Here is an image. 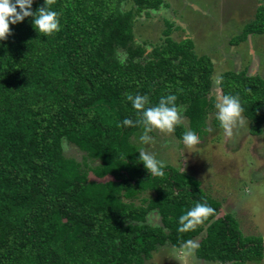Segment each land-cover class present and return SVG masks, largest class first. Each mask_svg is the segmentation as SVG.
Returning <instances> with one entry per match:
<instances>
[{
    "label": "trees",
    "instance_id": "1",
    "mask_svg": "<svg viewBox=\"0 0 264 264\" xmlns=\"http://www.w3.org/2000/svg\"><path fill=\"white\" fill-rule=\"evenodd\" d=\"M136 11L156 10L162 0H56L60 30L51 35L33 27V17L10 24L0 40V264H143L156 246L175 248L196 236L195 256L221 264L257 263L264 240L243 235L230 213L199 182L166 165L163 177L149 174L130 136L142 126L126 94L147 95L156 105L174 94L183 106L187 130L198 136L214 97L209 95L211 60L195 55L188 37L148 52L135 44ZM44 0H33L35 12ZM19 10V9H18ZM264 33V8L231 42ZM121 48L126 56H115ZM145 54L140 62L136 58ZM220 92L240 98L242 116L259 134L264 123V79L244 70H225ZM213 122L220 126L214 117ZM185 128L174 136L182 141ZM61 141L83 152L76 162L61 152ZM96 160L93 166L85 160ZM87 168V170H85ZM109 174L98 183L87 178ZM152 195L132 200L144 192ZM197 202L215 213L194 231L180 233L179 216ZM155 210L158 224L145 222Z\"/></svg>",
    "mask_w": 264,
    "mask_h": 264
},
{
    "label": "rangeland",
    "instance_id": "2",
    "mask_svg": "<svg viewBox=\"0 0 264 264\" xmlns=\"http://www.w3.org/2000/svg\"><path fill=\"white\" fill-rule=\"evenodd\" d=\"M258 7L264 8V0H162L158 9L147 13L136 11L129 1L121 5L124 10H135L133 41L143 46L145 52L163 44L164 31L168 29L173 41L190 38L194 54L208 56L213 66L209 95L214 97V102L205 116L199 144L189 149L173 133L154 130L149 134L153 142L145 145L140 141L143 128L130 136L131 143L138 152L143 148L165 165L196 179L202 191L220 203L218 216L230 213L243 235H259L264 240V123L259 125L260 133L253 134L249 131L251 123L244 118L245 123L234 130L233 137L227 138L223 129L213 122L214 104L220 92L215 81L221 72L244 70L247 75L264 79V33L248 34L245 40L231 42L254 19ZM115 56L123 62L126 54L116 48ZM146 58L143 54L136 60L143 62ZM179 108L183 111V106ZM182 111L181 125L187 131V119ZM60 146L65 157L76 162L83 160L84 153L71 143L61 141ZM95 161L85 160L81 166H93ZM151 195L144 191L132 202L137 204ZM145 222L158 224L155 210L146 214ZM199 236L190 240L198 241ZM179 249L167 243L158 245L143 264H180ZM187 264L221 263L199 259L194 253ZM247 264H264V259Z\"/></svg>",
    "mask_w": 264,
    "mask_h": 264
},
{
    "label": "clouds",
    "instance_id": "3",
    "mask_svg": "<svg viewBox=\"0 0 264 264\" xmlns=\"http://www.w3.org/2000/svg\"><path fill=\"white\" fill-rule=\"evenodd\" d=\"M56 0H44V4L35 12L32 10L33 0H0V40H6L11 34L10 24L22 22L26 17H33V27L45 35H51L60 30L59 13L52 10ZM19 9V10H18ZM223 77H218L215 81L217 85L222 83ZM128 101L137 110L138 119L134 122L132 119L125 118L119 126H142L143 133L140 141L145 144H151L153 137L149 135L154 130L161 133L171 134L175 131L177 125L182 124L181 108L176 104L177 96L169 94L161 96L156 105L150 104L147 95L126 94ZM216 109L215 118L219 121L220 127L227 138L234 135V130L245 123L242 116L243 108L240 98L231 94L219 92L214 104ZM210 130V129H206ZM182 143L189 149L194 148L200 143V137L191 130L182 134ZM139 160L143 162L144 167L150 175L154 177H163L166 167L165 163L158 160L154 154L141 148L139 150ZM215 213V209L206 202H197L193 207L179 216L180 233L194 231L197 226L202 225L210 216ZM200 247L198 241L187 240L180 245L177 259L180 264H187L190 257Z\"/></svg>",
    "mask_w": 264,
    "mask_h": 264
},
{
    "label": "water",
    "instance_id": "4",
    "mask_svg": "<svg viewBox=\"0 0 264 264\" xmlns=\"http://www.w3.org/2000/svg\"><path fill=\"white\" fill-rule=\"evenodd\" d=\"M87 178L89 180H93V181L98 182V183H104L108 180H113V177L109 174H105L101 177H97V176L93 175L91 172L89 174L87 173Z\"/></svg>",
    "mask_w": 264,
    "mask_h": 264
}]
</instances>
